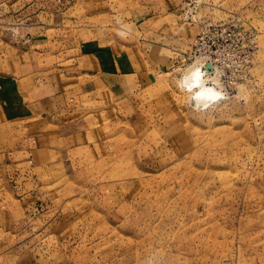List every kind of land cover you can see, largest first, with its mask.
<instances>
[{
  "label": "rangeland",
  "instance_id": "obj_1",
  "mask_svg": "<svg viewBox=\"0 0 264 264\" xmlns=\"http://www.w3.org/2000/svg\"><path fill=\"white\" fill-rule=\"evenodd\" d=\"M129 7L138 20L119 15L117 31L154 50L153 84L106 127L104 157L67 182L79 216L55 219L57 200L48 239L14 210L0 264H264V0ZM234 19L254 30L250 58L227 78L205 75L221 93L202 104L184 80L197 65L181 58L203 24Z\"/></svg>",
  "mask_w": 264,
  "mask_h": 264
},
{
  "label": "crops",
  "instance_id": "obj_2",
  "mask_svg": "<svg viewBox=\"0 0 264 264\" xmlns=\"http://www.w3.org/2000/svg\"><path fill=\"white\" fill-rule=\"evenodd\" d=\"M130 2L0 0L1 236L16 224L14 210L48 239L56 235L46 218L57 200L55 219L68 225L79 216L80 197L67 182L104 157L106 127L153 84L154 50L117 31L119 15L138 20Z\"/></svg>",
  "mask_w": 264,
  "mask_h": 264
},
{
  "label": "built area",
  "instance_id": "obj_3",
  "mask_svg": "<svg viewBox=\"0 0 264 264\" xmlns=\"http://www.w3.org/2000/svg\"><path fill=\"white\" fill-rule=\"evenodd\" d=\"M253 33V29L238 19L205 23L200 27L192 47L181 58L182 65L190 68L199 63L208 75L206 65L211 63L214 74L218 71L221 78L232 76L236 70H242L250 58Z\"/></svg>",
  "mask_w": 264,
  "mask_h": 264
},
{
  "label": "bare ground",
  "instance_id": "obj_4",
  "mask_svg": "<svg viewBox=\"0 0 264 264\" xmlns=\"http://www.w3.org/2000/svg\"><path fill=\"white\" fill-rule=\"evenodd\" d=\"M198 64L199 63L193 64L197 66L193 67V69L186 76V78L184 77L185 78L184 80L186 87H188V90L194 91L193 98L196 99L197 101H200L201 103L203 102L202 104H206L211 100L214 101L220 95L221 92L217 91L214 87L206 83L207 78L205 76V73L201 69V66L200 65L198 66ZM208 74L214 77L215 75L216 76L218 75V71L215 72V74L214 72L213 73L208 72Z\"/></svg>",
  "mask_w": 264,
  "mask_h": 264
},
{
  "label": "water",
  "instance_id": "obj_5",
  "mask_svg": "<svg viewBox=\"0 0 264 264\" xmlns=\"http://www.w3.org/2000/svg\"><path fill=\"white\" fill-rule=\"evenodd\" d=\"M206 69H207V71L210 72V73H213V72H214V68H213V66H212L211 63H208V64L206 65Z\"/></svg>",
  "mask_w": 264,
  "mask_h": 264
}]
</instances>
